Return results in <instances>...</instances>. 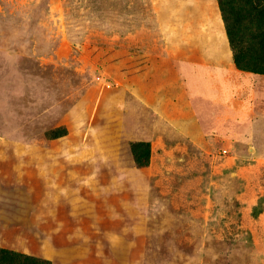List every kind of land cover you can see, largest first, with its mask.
<instances>
[{"label":"rangeland","instance_id":"obj_1","mask_svg":"<svg viewBox=\"0 0 264 264\" xmlns=\"http://www.w3.org/2000/svg\"><path fill=\"white\" fill-rule=\"evenodd\" d=\"M263 159L218 0H0V248L264 264Z\"/></svg>","mask_w":264,"mask_h":264},{"label":"trees","instance_id":"obj_2","mask_svg":"<svg viewBox=\"0 0 264 264\" xmlns=\"http://www.w3.org/2000/svg\"><path fill=\"white\" fill-rule=\"evenodd\" d=\"M233 49V60L242 69L264 74V0H218ZM136 158L147 159L146 142L133 145ZM0 264H51L45 258L0 248Z\"/></svg>","mask_w":264,"mask_h":264},{"label":"crops","instance_id":"obj_3","mask_svg":"<svg viewBox=\"0 0 264 264\" xmlns=\"http://www.w3.org/2000/svg\"><path fill=\"white\" fill-rule=\"evenodd\" d=\"M263 161H264V159H263ZM263 161L260 160L257 164L264 165ZM253 203H256L255 199H254ZM254 220H255V222H257V225L264 226V212L260 213L256 218H254Z\"/></svg>","mask_w":264,"mask_h":264}]
</instances>
